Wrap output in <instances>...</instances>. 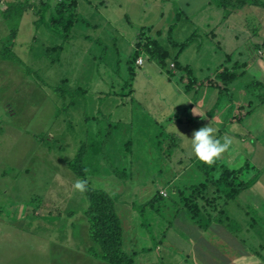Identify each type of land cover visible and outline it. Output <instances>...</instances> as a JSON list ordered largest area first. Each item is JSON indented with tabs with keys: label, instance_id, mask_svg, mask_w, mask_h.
<instances>
[{
	"label": "rangeland",
	"instance_id": "374dc122",
	"mask_svg": "<svg viewBox=\"0 0 264 264\" xmlns=\"http://www.w3.org/2000/svg\"><path fill=\"white\" fill-rule=\"evenodd\" d=\"M8 1L0 0V10ZM39 1L23 11L13 36L0 17V264H105L85 253L91 244L83 213L87 201L74 188L81 179L68 164L83 145L88 184L114 198L123 246L145 252L134 257L135 264L154 258L156 264H205L197 260L201 252L225 264L224 248L203 240L168 189V197L148 204L136 187L150 177L166 187L165 180L178 173L184 182L194 181L195 165L187 166L195 159L190 138L208 124L220 128L222 142L232 139L219 157L224 165L248 162L264 169V6L238 8L237 0H225L226 7L219 0H77V20L57 35L46 27L50 12L37 11ZM141 27L183 67L189 65L196 80L223 66L237 67L226 90L198 88L197 101L209 108L203 122H190L192 93L185 94L178 72L169 78L146 55L140 65L129 62L131 38ZM192 35L180 51L169 42ZM218 110L220 124L212 119ZM235 112L244 115L229 122ZM91 143L102 144L98 156L91 155ZM241 193L228 201L229 214L225 209L235 223L264 206L254 192ZM236 230L233 236L244 238L245 231ZM250 242L239 248L261 250Z\"/></svg>",
	"mask_w": 264,
	"mask_h": 264
},
{
	"label": "trees",
	"instance_id": "16d2710c",
	"mask_svg": "<svg viewBox=\"0 0 264 264\" xmlns=\"http://www.w3.org/2000/svg\"><path fill=\"white\" fill-rule=\"evenodd\" d=\"M29 1L11 0L7 2L5 8L0 10L2 22L10 26L12 36L16 33V22L23 11L36 5L32 2L34 0ZM237 1L236 6L238 5V8L245 3L264 6V0ZM77 3V0H61L59 2L54 1L51 5L48 0H40L36 9L39 13H42V10L44 13L50 12L46 27L53 33L61 35L67 33L77 20ZM217 5L226 7L225 0H219ZM192 38L193 35L182 42H175L169 37V42L171 41L172 46H176L180 51L193 42ZM3 55L4 57H9L11 52L7 50ZM141 55H146L155 62L167 73L169 78L175 72H178L180 74L179 78L183 83L184 92L192 93L193 103L197 101L199 87L211 86L221 92V90H226L227 85L238 75L236 66L231 68L223 66L213 71L211 76L196 80L191 75L190 66L183 67L175 58H172L168 49L146 27L139 28L137 32L134 50L129 57V62L136 63V60ZM171 63L173 64L172 69L168 68ZM131 92L132 90H130ZM236 106L241 108L239 104ZM215 109L216 107L213 105L211 112ZM243 115L244 113L242 112H235V114L227 116V120L234 122ZM170 138L176 144V135H172ZM101 146V143L97 145L91 143V155L98 156ZM84 148V145L81 146L77 156L74 159H70L68 164L77 177L87 181L85 167H82L83 159L80 157ZM192 163L195 165V180H189L187 183L177 180L173 185L167 187L169 196H174V202H179L180 207L185 209L193 222L202 229H206L214 222L224 223L226 227H231V229L232 226H237L235 221L228 217L225 205L229 200L236 198L242 191L250 188L259 177L261 170L256 169L255 166L248 162L238 168H229L219 158L212 164L204 163L196 157L187 161V164ZM248 172L251 173L249 177L247 176ZM175 176L177 174H174ZM168 192L166 193L167 197ZM84 193L87 201V206L83 211L87 223L86 237L91 241V244L85 248V253L105 264H135L133 253L128 254L122 248L123 229L115 210V200L112 195L105 190L89 186L88 181ZM164 197L158 191L148 204L159 203Z\"/></svg>",
	"mask_w": 264,
	"mask_h": 264
},
{
	"label": "crops",
	"instance_id": "0c3cea01",
	"mask_svg": "<svg viewBox=\"0 0 264 264\" xmlns=\"http://www.w3.org/2000/svg\"><path fill=\"white\" fill-rule=\"evenodd\" d=\"M135 39H136V37L134 38V34H133V37L131 38V40L133 42V46H134ZM171 64H170V66H171ZM177 90H178V92H180V89L178 87H177ZM185 94H189V93H185ZM212 107H211L210 111L212 110ZM208 109L209 108L204 107V105L202 104V101H196L195 103H193L191 108H190V111H189L193 117L192 118L193 121H191V119H190V122L191 123L197 122V121L203 122L207 118L206 111ZM214 113L215 114L219 113L218 114L219 117L218 116L212 117V119L214 120V122H218V124H220L222 114L220 113L219 110L214 112ZM215 128L217 129L218 133H222V131L220 130V128H218V126H216ZM188 165H190V164H187V166ZM235 168H237V167H235ZM148 179H150V180H148ZM177 180H180V182L182 180L184 182L181 175L178 173L177 176H175V177L171 176L170 178L165 180V183L167 185L165 187L162 184H159L156 186L151 177L147 178L144 182L140 183L141 185L137 184L136 194L137 193L142 194V197L144 199H148V201H150L159 190H164L166 192L167 187H169L170 185H173ZM187 180H189V179H187ZM248 190L254 192L257 195L256 196L257 201L263 206L264 205V169L261 170L259 177L255 181V183L250 188H248ZM164 196H166V195H164ZM227 206H228V202L225 205V209L227 210V212L229 214L230 211H228ZM116 207L117 206L115 204V210L117 212ZM117 215L121 221V218H120V215L118 214V212H117ZM253 215L254 216H249L248 214L247 215L243 214L242 217L240 219H238V222L236 223L237 226H234L235 228L232 226V229H231V227L230 228L226 227L224 223H220V222L219 223H217V222L211 223L206 229H202V228L198 227L196 224L195 225L197 226L196 228L199 230L201 236L203 237V240L207 239V241H205V242H207L209 244L214 243V244H217L220 248H222V247L224 248L223 252H225V256H224V263L225 264H264V253H262V254L260 253V251L262 252V249L264 250V240H263V238H264V206H263V208H261L260 211H258L257 213H254ZM228 217L233 219L234 221H236L234 216H228ZM121 225H123V224H121ZM236 228L242 229L245 231L244 238L241 237L240 239H237L233 236L232 233L235 231L237 232ZM250 241H252V242H250ZM246 242H250L251 244H255L256 246L260 247L261 250L259 251L257 249V247L252 248V249H247V250H243V249L239 248V246L242 247ZM122 248L128 254L133 253L134 257L138 253H140V254L145 253V252H141V251H133V252L128 251L125 249L123 244H122ZM233 248L235 250H233ZM146 252H148V251H146ZM217 259H219L220 262ZM155 260H157V259L154 258V260L151 262L140 261L139 264H156L154 262ZM197 260L198 261H205V264H216V263L221 264V257L220 258L217 257L216 254L214 256V255H212L211 252H209L208 255L203 254V252H201L198 255ZM207 260L209 263L207 262Z\"/></svg>",
	"mask_w": 264,
	"mask_h": 264
},
{
	"label": "clouds",
	"instance_id": "9594fccd",
	"mask_svg": "<svg viewBox=\"0 0 264 264\" xmlns=\"http://www.w3.org/2000/svg\"><path fill=\"white\" fill-rule=\"evenodd\" d=\"M190 139L194 156L207 164L214 163L232 144L230 137H225L222 142L217 137V129L211 124L194 130ZM86 184L87 181L85 180H77L74 188L83 192L86 190Z\"/></svg>",
	"mask_w": 264,
	"mask_h": 264
},
{
	"label": "built area",
	"instance_id": "2783aa9c",
	"mask_svg": "<svg viewBox=\"0 0 264 264\" xmlns=\"http://www.w3.org/2000/svg\"><path fill=\"white\" fill-rule=\"evenodd\" d=\"M51 1H55V2H59V1H61V0H51ZM263 56H264V52H263ZM142 63V59L139 57L137 60H136V64H141ZM171 68L173 67V64H171V66H170ZM160 193L162 194V195H166V192L164 191V190H160Z\"/></svg>",
	"mask_w": 264,
	"mask_h": 264
}]
</instances>
